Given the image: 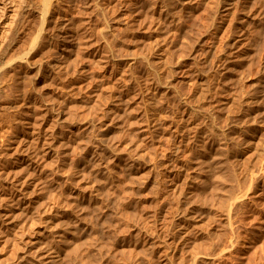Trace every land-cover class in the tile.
Masks as SVG:
<instances>
[{"label": "rangeland", "instance_id": "obj_1", "mask_svg": "<svg viewBox=\"0 0 264 264\" xmlns=\"http://www.w3.org/2000/svg\"><path fill=\"white\" fill-rule=\"evenodd\" d=\"M49 1L50 3H48L47 9L45 8V3H47L45 0H0V7L3 6L5 2L9 8L8 10L2 11L3 13H0V194L4 193L5 189L9 188V186L11 187V184L16 181L15 179L23 178L26 175L24 168L25 162L22 159L24 154L21 152L22 149L20 148L27 147L29 144H32L33 147L38 146L36 143L38 140L36 138V136L38 137L36 130H38L39 123L41 122L40 115L43 112V106L45 104H54L55 108H59V110L65 107L64 109L68 111V114H72L69 115L70 118L67 120H60L61 122L59 121V124H56L58 125L56 130H59V133H65L64 139H58L55 153L56 157L52 156L48 159H40L38 160L40 164L37 161L39 164H37L38 168L43 169L47 163L52 164V162L55 163L56 160H59L61 161H58L59 167L61 165L59 169L63 168L59 172H64L58 173V175L57 173L53 174L51 172V167H49L51 164L46 165V167L48 166L47 168L51 169L44 168L45 172L49 171L48 174L46 172L48 175L46 179L47 186L38 185L36 192L27 195L18 205L19 208L14 209L13 206L16 205V203L13 204L12 202H4V205H2L3 207L1 206L0 208L2 214L14 209L17 213L13 212L12 214V212H10L12 216L18 215L11 223L7 221V224H4L5 227L3 232L0 233V264H48L46 261L52 256L51 252H49L52 245L53 248L62 247L61 236L58 235V233L62 234L60 231V220L62 223V218H67L71 222L73 221L72 224L74 225H78V223L79 225L82 224L84 219L90 222L88 228L80 226L81 228L79 230L82 232L78 230V233L81 234H78L79 242L77 243H79V246H82V252H80V254L77 252L70 254L72 256L68 255L65 259V262H68L67 264H136L138 261V264H140V261L141 264H149V262L150 264H159L164 259L172 261L170 264H173V262L174 264H197L194 260L196 261V259L200 258L206 259L203 264H264V191H261L264 189V31H262L264 30V0H254L255 2L253 0H250L251 2L249 0V2L245 0H48V2ZM251 3H254L255 6ZM243 4H245V7ZM250 6L251 8L254 7L252 8L253 10L250 9ZM242 9L244 12L241 11ZM249 10L251 11L250 14H254V17H256L255 14H257V12L259 13V15L257 14V18L251 22L253 25L249 24V26L247 25L243 30V33L245 32L248 35L250 33L248 37L251 38L248 39H250L249 41H251L252 44L248 41V45L246 44L242 50L234 53L232 42L235 38H241L240 35L242 32L239 31L242 25L240 20L248 16ZM261 26L263 27L259 30L261 33L258 32V30H254L256 27L259 29ZM235 30L238 32H234ZM250 30H253V34ZM254 31L261 35L259 36V34L254 33ZM185 41H187V43ZM186 44L189 47L192 45L190 49ZM183 45L184 48L187 50L189 49L188 52L186 49L182 51L181 49H177L179 47L183 48ZM171 49L174 51L172 52ZM227 49H229V51ZM184 50H186V53ZM177 51L179 53L181 52V54H178ZM191 51L192 53H190ZM226 51H228V54H226ZM229 52H231L230 55ZM168 54L170 55L168 56ZM174 54L177 55L174 56ZM186 54H188V56ZM233 54L235 56L239 55L238 57L243 59L238 60V57L236 58ZM241 54L243 55L241 56ZM250 54H252V56ZM158 56H161V58ZM167 57L174 60L170 59L169 61ZM183 57L185 60H183ZM233 59L236 62H234ZM179 60L181 64L178 63ZM164 61H168V64ZM169 62H171V64H169ZM186 65H188L189 69ZM171 66V69L174 68L172 70L173 72L170 69ZM180 66H182V69ZM191 67H193V69ZM195 67H198L197 70H195ZM200 70H202V73ZM193 71L196 72L193 74ZM171 73L176 74L173 75ZM191 73L193 76L190 75ZM188 76L192 77L190 78ZM222 76L227 79V82ZM168 78L169 80H167ZM202 80H204L205 85L204 83L202 84ZM208 80L209 82L211 80V82L207 84ZM167 81H169L168 84ZM190 81H192L191 83L193 84H190ZM210 84H212V86ZM199 86L201 88L202 86L205 87L203 88L204 90L201 88L199 89ZM206 87L208 89H206ZM195 88L196 90H194ZM239 88L241 92L238 91ZM165 90H167V93ZM233 90L236 92H232ZM189 91L191 93L193 92V95L190 94ZM206 92H208V95ZM162 94L164 97H162ZM196 94L198 98H195L197 97ZM193 96L196 100L200 98L199 101H195L194 98H191ZM202 96H205L204 99ZM235 96H237L238 100ZM160 97H162V99ZM122 98H124L126 102H119L118 104V100ZM179 99L181 100V104ZM250 99H252V101ZM238 101L239 103H237ZM189 102L192 103L190 105L191 107L195 105L193 109L189 106ZM208 103H212V105ZM241 103L244 105L243 108V105L240 106ZM228 105L231 106V108ZM120 106L122 108H120ZM208 106L209 108L207 110ZM158 107L161 108L158 109ZM185 107H187L188 110H186ZM197 107L198 111H196ZM210 107L213 108L214 111ZM221 107L222 109H220ZM201 108H205V111H202ZM116 111H119L121 115H117ZM210 111L212 112L211 116L209 115ZM216 112H218V116L213 114ZM57 114L59 115V112L55 113L56 116L51 115L47 118L48 120L45 119V121L42 122V130L45 129L44 132L47 133V131L52 129L55 123H57L58 117H61V115L57 117ZM207 114L209 116L205 118ZM189 115L193 117V119L189 117ZM223 116L227 117L223 118ZM187 117L189 121L186 120ZM245 117L249 118L246 119ZM183 118L186 119L184 120ZM228 118H230L231 121L230 119L228 120ZM210 120L216 121V127L220 131H225L226 145L228 146L229 144L228 147H225L226 150L222 148V154L224 156L220 154L221 157L220 155L216 157L215 155L214 158L216 160L212 158L214 155L209 157L206 152H203V150L209 148L216 151V147H218L221 140V136H219V139L218 135L212 133L211 126H208ZM244 121L246 125L242 123ZM222 122L225 123L222 125ZM239 123L243 125L240 126ZM112 124H114L116 128L110 135L109 143L104 145L102 152L90 157L86 161L84 168L81 169L86 151L88 150L89 154L98 144H101L103 133ZM220 124L222 127L224 125L226 127H223L224 129L220 127V129L218 127ZM194 125H196V127L192 128ZM36 126L37 128H35ZM189 126L192 127L190 128ZM239 127H241V130ZM190 129L192 134L189 132ZM192 129L195 130L193 131ZM27 130L32 132V135ZM205 131L206 133L209 131V133L206 134ZM197 132L199 133L197 134ZM203 133L206 135L204 136ZM230 135H232L233 139ZM234 135L237 138L240 136L239 138L242 141L238 140L239 138H234ZM195 136L196 139L198 137L197 141ZM259 136L262 137V139L258 141ZM22 137L27 139L23 140ZM189 137L196 141V144L192 143L194 142L192 140L191 142H187L190 141V139L187 140ZM185 139L186 141H184ZM205 139L207 140L206 144H204ZM62 140H68L67 143H70L69 147L60 143ZM246 140H248V142H246ZM33 141L36 142L34 143ZM232 141L233 144L231 143ZM241 142L244 147L239 145ZM207 143H209L208 146ZM212 144L214 146H212ZM195 145L197 146L195 147ZM178 147H180L182 151ZM185 148L187 149L185 150ZM230 149H233V151ZM237 150L240 151L238 152ZM224 151L226 153H224ZM107 152H113L116 155L109 157ZM201 152L205 154L203 155ZM67 153L71 154L66 155ZM227 153L228 155H226ZM191 155H193V157ZM197 155L200 160H198L199 158ZM231 156L234 157L232 158ZM186 157L189 159L187 160ZM208 157L209 159H207ZM244 157L245 160L248 158L249 161H246L249 163L245 161L244 164ZM53 158L55 160H53ZM111 158H113V160ZM210 158H212L213 161L215 160L213 162L211 159V164L208 161ZM222 159L224 161L228 159L230 162L228 161V164H224V162H221L223 161ZM233 159L236 160V163ZM242 160L244 167H242L243 164H239L242 163ZM205 161H208V164ZM203 162L205 163L204 167ZM230 163H232L231 167H229ZM188 164L193 167L191 166V168ZM200 164H202V166ZM225 165H228L229 168L225 167ZM245 165H248L250 168ZM209 166H211V169H206V167L208 168ZM186 168L189 171H186ZM225 168H227L229 172L224 170ZM234 168L238 171H233ZM223 171H227V173L230 174L228 179V174H225ZM238 173L243 174H241V176L240 174L238 175ZM204 174L205 176H203ZM215 174L217 177L220 176L218 174L226 176L221 175V178H217ZM231 174L235 175H232L234 179H236L235 177L238 175L237 179L241 180V182L239 181V186L236 185L237 181L233 180ZM52 175H55V177H52ZM83 175L85 179H82L84 177ZM175 177L178 178L176 179ZM191 177L194 179L192 180ZM197 177L200 179L198 180ZM223 177H225L226 183L224 179L223 181L220 180ZM35 179L36 178H34V180ZM230 179L233 180V183L234 181L236 182L234 183L235 187L232 186L233 183ZM253 179L255 180L253 181ZM65 180L69 182L65 183ZM204 180L206 182H204ZM183 181L187 185L181 183ZM251 181H253V183H251ZM227 182H229L230 185ZM205 184L207 185L205 186ZM2 186L3 188L5 187L4 190ZM39 186L45 187L46 189L41 187L42 190ZM230 186H232L231 188H235V190L232 189L235 193H232L233 197L230 198L238 199V197L241 196L244 200L239 199V201H241L237 202L238 200L234 199V202H231L233 199H228L225 203L228 202L230 205L229 207L228 203L221 204L223 200L221 198L223 196L222 191H225L224 189H228L227 187ZM92 187L96 188L95 192L97 197L95 201H83L80 199L81 194L83 192H88ZM195 187L197 189H195ZM219 187L221 190L218 189ZM189 189H193L192 191L196 193L193 194ZM180 190H182L181 193H179ZM197 191L199 193H197ZM79 192L80 196H76ZM179 194L181 197L178 198ZM235 194L239 196L237 197ZM187 195L190 196L188 199ZM193 199L195 200L194 202ZM53 200L55 202H53ZM179 200H182V203ZM242 200L244 203H241L243 202ZM69 202L72 204V208L76 206V211H70L71 207L68 205ZM177 202H179V204ZM207 202L209 204H207ZM219 202L222 206L218 205ZM231 203L233 205H231ZM245 203H247L246 206ZM186 204L191 205L188 207ZM216 204L218 205V209ZM223 205L226 208L228 207V210L225 209V207L223 208ZM177 206L179 207L177 208ZM193 206L195 208H193ZM196 208H198V210ZM202 208H206L207 210H203ZM210 209L212 212H210ZM230 209L233 211L230 212ZM244 209L246 213L242 211ZM190 210L192 211L190 212ZM221 210H224L223 213ZM182 211L186 213L184 212V214ZM240 211L244 214H240ZM69 212L73 213V215ZM197 212L200 213L198 216H196L198 214ZM193 213L196 217H194ZM203 213H206V218ZM229 213H232L233 217H229ZM238 213L243 217L241 216V218ZM209 214L212 217H221L220 219L217 218L219 221L221 219L223 221L221 220L219 222L221 224H219L217 218H210L211 216L209 217ZM78 215L82 219L79 218ZM190 215L193 218L190 220L192 223H197L199 220H206L209 223L212 219L211 224L209 223L210 225H207L208 223L204 221L207 226L211 227L213 222H217L212 225V228L209 227L210 230L206 227V230L211 233L209 235L205 234L206 237L205 235L203 237L201 231H199L197 227H195V229H193L194 231L188 236L190 240H193V242H191L192 246L196 244H193L196 241L197 243L199 242L198 244H202V246L200 244L195 245V247L197 246L196 248L193 247L195 252H198L197 249L199 248L200 256L197 257L194 256V254L198 255V253H195L191 246H189L190 249L189 247L187 249L191 250L192 248V251L186 249L185 253L182 252V250L173 249L176 247L174 241L178 237L175 236L178 235L177 233L179 231L178 227H176L179 225L177 223L182 221L185 216L189 217ZM235 216H239V219H242V221L235 218ZM226 217L230 218V222ZM0 219L4 222L7 220V216H1ZM74 219L77 221L75 222ZM194 220L197 221L195 222ZM222 223H225L226 226ZM236 223L237 226H234L237 230L235 228L234 232V230L230 228H234L233 224ZM173 225H175V228ZM230 225L232 226L229 227ZM167 226L169 227L167 228ZM217 226L218 229L220 227L224 228H220L218 231ZM214 230L215 232L217 231V233L220 232L219 235L223 230V233L227 234L226 231L228 230V234H225V236L223 234L220 240L225 237V239L229 238V240L223 239L222 241L224 243L222 241L220 242L218 239L219 235L217 236V233L215 235V232H213ZM198 232H200V235ZM231 232L232 238L231 234H229ZM236 232L240 237L242 236V239L239 241L237 240L238 243L242 241L240 244L235 241L238 245L234 242V240L240 238L238 235V237H236ZM165 234L170 237H166ZM195 234L198 235L195 237ZM207 235L212 237L208 239L209 237H207ZM155 236H158V238ZM159 236H164L165 240ZM216 236L217 238H215ZM191 237L193 238L191 239ZM202 239H205L207 242L211 240V243L208 242V244L206 241L202 242ZM215 239L222 244L219 243L218 245V242L216 243V241H214ZM244 239H247V241H244ZM35 240H37L36 242H39V244L44 245L45 243V245L48 246H42L41 252L33 251L36 254L31 256L32 245L34 243L32 245L30 243L35 242ZM161 242L163 243L161 244L162 246L160 245ZM214 243L215 245H213ZM227 243L232 248H228L229 246ZM54 244H57V246H54ZM207 244L209 245L208 249L205 248ZM223 244H225L226 247ZM164 245L167 247L165 248ZM212 245L216 250L218 248V250L216 251ZM169 246L170 248L167 250ZM223 247L228 249L224 250ZM28 248L31 250L30 252H28ZM210 248H213L212 250L215 252ZM84 249H86L85 252H87V255H83ZM219 249L223 251H219ZM125 250L126 253L124 252ZM161 250H167L169 254ZM204 250L206 252L208 251L207 254ZM226 250L227 256L225 255L226 252H224ZM150 252L152 254H150V258L152 260L150 259L151 261H148ZM201 252L203 254H201ZM211 252H213L214 255ZM127 253L130 255L127 256ZM159 253L160 255L162 253L164 254L159 257ZM22 254H24L25 259ZM124 254H126L127 258L130 257L128 258L130 261L134 260V262L129 263L130 261H126L127 263H124L126 260ZM157 255L158 257H155ZM137 256L139 258H137ZM153 256L156 259L158 258L157 261L153 259ZM217 256L219 259H217ZM32 257L35 258L33 259ZM39 259H41L42 263ZM181 260L184 262H180ZM223 260L224 263L222 262ZM145 261L147 262L145 263Z\"/></svg>", "mask_w": 264, "mask_h": 264}, {"label": "bare ground", "instance_id": "obj_2", "mask_svg": "<svg viewBox=\"0 0 264 264\" xmlns=\"http://www.w3.org/2000/svg\"><path fill=\"white\" fill-rule=\"evenodd\" d=\"M241 1H242V0H241ZM245 1H248V0H245ZM249 1H250V0H249ZM249 1H248V2H249ZM253 1H254V0H253ZM45 2H47V3H45V4L47 5V7H46V5H45V8L48 9V3H50V1L48 2V0H47V1L45 0ZM250 2H251V1H250ZM254 2H255V1H254ZM241 3H242V2H241ZM258 3H259V2H258ZM239 4H240V3H239ZM251 4H253V6H255L254 3H251ZM251 4H249V5H251ZM243 5H244V7H245V4H243ZM257 6H258V5H257ZM239 7H240V6H239ZM0 8H1L0 13H3L2 11H5V10H8V9H9V8L7 7V3H5V2H4V5L1 6ZM240 8H241V7H240ZM242 8H243V7H242ZM252 8H254V7H252ZM252 8H251V6H250V9H251V10H253ZM255 8H256V7H255ZM11 9H13V8H11ZM244 10H245V8H244ZM257 10H258V9H257ZM257 10H256V11H257ZM241 11L244 12L243 9H242ZM249 11H250V10H249ZM253 12H255V11H253ZM253 12H252V13H253ZM250 13H251V11L249 12V14H248L247 17H245V18H243V19L240 20L242 26H241L239 32H242V34L240 33V34H241V35H240L241 38H235L234 41L232 42V46H234V48H233L234 53H237L239 50H242V48H243L247 43L250 42V43L252 44V42L249 41L250 39H248V38H251V37H248V36L250 35V33H249V35H248L247 33H245V32L243 33V30H244V28H246L247 25L249 26V24H252L251 22H252L255 18H257V14L259 15V13L257 12V14H255L256 17L253 16L254 14H250ZM243 14H244V13H243ZM3 15H4V14H3ZM239 15H240V14H239ZM0 16H1V15H0ZM240 16H241V15H240ZM244 16H245V15H244ZM241 17H242V16H241ZM258 18H259V16H258ZM238 20H239V19H238ZM260 21H261V20H260ZM263 21H264V20H263ZM263 21H262V22H263ZM237 23H238V22H237ZM263 23H264V22H263ZM239 24H240V23H239ZM257 24H259V23H257ZM261 24H262V23H261ZM252 25H253V24H252ZM255 25H256V22H255ZM250 26H251V25H250ZM259 26H260V25H259ZM254 27H255V26H254ZM235 28H236V26H235ZM256 28H257V27H256ZM256 28H255L254 30H258V32H260L259 30H260L261 28H263V27L261 26L259 29H258V28L256 29ZM233 29H234V28H233ZM237 29H238V28H237ZM237 29H236V30H237ZM247 29H248V27H247ZM249 29H250V27H249ZM252 29H253V27H252ZM230 30H231V28H230ZM230 30H229V32H230ZM236 30H235L234 32H238V31H236ZM238 30H239V29H238ZM6 31H7V28H6ZM6 31H5V32H6ZM245 31H246V30H245ZM250 31H251V33L253 34V32H252L253 30H250ZM262 31H264V30H262ZM232 32H233V31H232ZM232 32H231V33H232ZM258 32L254 31V33H256V34H257ZM6 33H7V32H6ZM260 33H261V32H260ZM260 33H258L259 36L261 35ZM232 34H233V33H232ZM4 35H5V34H4ZM71 35H72V34H71ZM71 35H70V36H71ZM67 36H68V35H67ZM231 36H232V35H231ZM237 36H238V35H237ZM256 36H257V35H256ZM2 37H3V36H2ZM229 37H230V36H229ZM253 37H254V35H253ZM258 38H259V37H258ZM66 39H67V37H66ZM68 39H69V38H68ZM231 39H232V37H231ZM255 39H256V38H255ZM1 40H2V39H1ZM71 40H72V39H71ZM71 40H70V41H71ZM182 40H183V39H182ZM182 40H181V41H182ZM188 41H189V40H188ZM248 41H249V42H248ZM185 42L187 43V41H185ZM191 42H192V41H191ZM188 43H189V42H188ZM228 43H229V42H228ZM228 43H227V45H228ZM181 44H184V43H181ZM251 44H249V45H251ZM179 45H180V44H179ZM190 45H191V44H190ZM247 45H248V44H247ZM186 46L189 47L187 44H186ZM186 46H185V47H186ZM191 46H192V45H191ZM191 46H190V47H191ZM230 46H231V45H230ZM230 46H229V47H230ZM232 46H231V47H232ZM176 47H177V46H176ZM181 47H182V45H181ZM190 47H189V49H190ZM250 47H251V46H250ZM250 47H249V48H250ZM226 48H227V46H226ZM246 48H247V47H246ZM251 48H252V47H251ZM251 48H250V49H251ZM177 49H181V51H182L183 49H186V48H184V45H183V48H180V47H179V48H177ZM189 49H188V50H189ZM247 49H248V48H247ZM186 50H187V49H186ZM186 50H184V52H185ZM188 50H187V52H188ZM227 50L229 51V49H227ZM171 51L173 52L174 50L171 49ZM222 51H223V50H222ZM228 51H226V54H228ZM172 52H171V53H172ZM177 52H178V51H177ZM242 52H243V51H242ZM167 53H168V52H167ZM171 53H170V54H171ZM182 53H183V52H182ZM185 53H186V52H185ZM190 53H192V51H191ZM248 53H249V52H248ZM170 54H168V56H169ZM172 54H173V53H172ZM178 54H181V52H180V53L178 52ZM188 54H189V53H188ZM188 54H186V55L188 56ZM230 54H231V52H229V55H230ZM175 55H177V54H174V56H175ZM182 55H184V54H182ZM233 55H234V54H233ZM236 55H237V54H236ZM242 55H243V54H241V56H242ZM247 55H248V54H247ZM250 55L252 56V54H250ZM171 56H172V55H171ZM184 56H185V55H184ZM195 56H196V55H195ZM234 56H235V55H234ZM238 56H239V55H237V56H235V57L237 58ZM158 57L161 58V56H158ZM177 57H178V56H177ZM189 57H190V56H189ZM192 57H193V55H192ZM246 57H247V56H246ZM183 58H184V57H183ZM244 58H245V57H244ZM248 58H250V57H248ZM251 58H252V57H251ZM157 59H158V58H157ZM165 59H166V55H165ZM168 59H169V57H167V60H168ZM170 59H172V58H170ZM170 59H169V61H170ZM230 59H231V57H230ZM237 59L239 60V59H243V58L238 57ZM162 60H163V59H162ZM172 60H174V59H172ZM175 60H176V58H175ZM183 60H185V58H184ZM233 60H234V59H233ZM248 60H249V59H248ZM155 61H157V60H155ZM160 61H161V59H160ZM181 61H182V57H181ZM229 61H230V60H229ZM246 61H247V60H246ZM251 61H252V59H251ZM158 62H159V60H158ZM164 62H165V61H164ZM166 62H167V64H168V61H166ZM166 62H165V63H166ZM194 62H195V61H194ZM234 62H236V61L234 60ZM175 63H176V61H175ZM178 63L181 64L180 60H179ZM183 63H184V62H183ZM196 63H197V62H196ZM242 63H243V62H242ZM246 63H247V62H246ZM248 63H249V62H248ZM169 64H171V62H169ZM172 64H173V63H172ZM186 64H187V63H186ZM190 64H191V63H190ZM193 64H194V63H193ZM193 64H192V65H193ZM229 64H231V63H229ZM243 64H244V63H243ZM175 65H177V64H175ZM175 65H174V66H175ZM183 65H184V64H183ZM183 65H182V66H183ZM235 65H236V64H235ZM238 65H239V64H238ZM244 65H245V64H244ZM166 66H168V65H166ZM166 66H165V67H166ZM169 66H170V65H169ZM174 66H173V67H174ZM182 66H180L181 69H182ZM186 66L188 67V65H186ZM196 66H198V65H196ZM225 66H226V65H225ZM233 66H234V65H233ZM247 66H248V65H247ZM175 67H176V66H175ZM177 67H178V66H177ZM236 67H237V66H236ZM171 68H172V66L170 67V69H171ZM191 68L193 69V67H191ZM195 68H196V67H195ZM197 68H198V67H197ZM197 68H196L195 70H197ZM223 68H225V67H223ZM166 69H167V67H166ZM173 69H174V68H173ZM173 69H171V71H172ZM175 69H176V68H175ZM177 69H178V68H177ZM183 69H186V68H183ZM188 69H189V67H188ZM226 69H228V68H226ZM229 69H230V67H229ZM229 69H228V70H229ZM231 69H232V68H231ZM190 70H191V69H190ZM190 70H187V71H190ZM243 70H244V68H243ZM169 71H170V70H169ZM175 71H176V70H175ZM178 71H179V69H178ZM200 71H201V73H202V70H200ZM224 71H225V70H224ZM236 71H237V70H236ZM166 72H167V71H166ZM172 72H173V71H172ZM191 72H192V71H191ZM194 72H196V71H193V74H194ZM188 73H189V72H188ZM232 73H233V70H232ZM168 74H169V72H168ZM168 74H167V75H168ZM171 74H173V73H171ZM171 74H170V75H171ZM175 74H176V73H174L173 75H175ZM222 74H223V72H222ZM173 75H172V76H173ZM186 75H187V73H186ZM190 75H192V73H191ZM200 75H201V74H200ZM205 75H206V74H205ZM160 76H161V75H160ZM168 76H169V75H168ZM192 76H193V75H192ZM192 76H188V77L191 78ZM197 76H198V75H197ZM202 76H203V75H202ZM225 76H226V75H225ZM230 76H231V75H230ZM243 76H244V75H243ZM243 76H242V78H243ZM204 77H205V76H204ZM222 77H223L224 79H226L224 76H222ZM163 78H164V77H163ZM169 78H170V77H169ZM169 78H168L167 80H169ZM175 78H176V77H175ZM193 78H194V77H193ZM197 78H198V77H197ZM209 78H210V77H209ZM209 78H207V79H209ZM220 78H221V77H220ZM156 79H157V77H156ZM165 79H166V77H165ZM218 79H219V78H218ZM221 79H222V78H221ZM170 80H171V78H170ZM172 80H174V79H172ZM192 80H194V79H192ZM195 80H196V79H195ZM156 81H158V80H156ZM198 81H199V80H198ZM205 81H206V79H205ZM218 81H219V80H218ZM220 81H221V80H220ZM160 82H161V81H160ZM160 82H159V83H160ZM165 82H166V80H165ZM168 82H169V81H167V84H168ZM170 82H171V81H170ZM188 82H189V81H188ZM191 82H192V81H190V84H193V83H191ZM195 82H197V81H195ZM201 82H202V84H203V83H204V80H202ZM210 82H211V80H210ZM210 82H209V80H208L207 84L210 83ZM226 82H227V79H226ZM156 83H157V82H156ZM161 83H163V82H161ZM161 83H160V84H161ZM176 83H177V82H176ZM218 83H219V82H218ZM169 84H172V83H169ZM174 84H175V82H174ZM174 84H173V86H174ZM196 84H197V83H196ZM224 84H225V82H224ZM226 84H227V83H226ZM162 85H163V84H162ZM165 85H166V84H165ZM204 85H205V83H204ZM204 85H203V86H204ZM210 85L212 86V84H210ZM218 85H219V84H218ZM156 86H157V85H156ZM168 86H169V85H168ZM190 86H191V85H190ZM192 86H193V85H192ZM194 86H195V85H194ZM203 86H202V88L199 86V89H200V88H201V89L205 88V87H203ZM158 87H159V86H158ZM196 87H197V85H196ZM220 87H221V86H220ZM156 88H157V87H156ZM163 88H164V87H163ZM169 88H170V87H169ZM173 88H174V87H173ZM175 88H176V87H175ZM208 88H209V86H208ZM208 88L206 87V89H208ZM210 88H211V87H210ZM167 89H168V88H167ZM171 89H172V88H171ZM192 89H193V87H192ZM206 89H205V90H206ZM224 89H225V88H224ZM224 89H223V90H224ZM162 90H163V89H162ZM174 90H176V89H174ZM194 90H196V88H195ZM197 90H198V89H197ZM203 90H204V89H203ZM203 90H201V91H203ZM218 90H219V89H218ZM225 90H226V89H225ZM225 90H224V91H225ZM234 90H235V89H234ZM234 90H233L232 92H234ZM155 91H158V90H155ZM169 91H170V90H169ZM190 91H191V90H190ZM190 91H189V92H190ZM201 91H200V93H201ZM206 91H207V90H206ZM210 91H211V90H210ZM236 91H237V89H236ZM236 91H235V92H236ZM238 91L241 92L240 88H239ZM238 91H237V92H238ZM165 92L167 93V90H165ZM194 92H195V91H194ZM220 92H221V91H220ZM235 92H234V93H235ZM242 92H245V91H242ZM158 93H159V92H158ZM166 93H165V94H166ZM192 93H193V92H192ZM192 93L190 92V94H192ZM200 93H199V94H200ZM203 93H204V92H203ZM206 93H207V95H208V92H206ZM206 93H205V94H206ZM209 93H210V92H209ZM238 94H240V93H238ZM241 94H242V93H241ZM246 94H247V93H246ZM249 94H250V93H249ZM162 95H163V94H162ZM192 95H193V94H192ZM200 95H201V94H200ZM200 95H199V96H200ZM209 95H210V94H209ZM250 95H251V94H250ZM118 96H119V95H118ZM118 96H117V98H118ZM196 96H197V97H195V98H198V95H197V94H196ZM205 96H206V95H205ZM205 96H204V97H205ZM238 96H239V95H238ZM243 96H244V95H243ZM243 96H242V97H243ZM119 97H120V96H119ZM162 97H164V95H163ZM162 97H160V98L162 99ZM177 97H178V96H177ZM179 97H180V96H179ZM184 97H185V96H184ZM202 97H203V96H202ZM202 97H201V98H202ZM204 97H203V99H204ZM235 97H236V99L238 100L237 96H235ZM240 97H241V96H240ZM252 97H253V96H252ZM187 98H188V97H187ZM191 98H194V96L191 97ZM195 98H194V99H195ZM206 98H207V97H206ZM208 98H209V97H208ZM119 99H120V98H119ZM161 99H160V100H161ZM182 99H185V98H182ZM194 99H193V100H194ZM199 99H200V98H199ZM199 99H197V100L199 101ZM179 100H180V99H179ZM190 100H191V99H190ZM197 100L195 99V101H197ZM209 100H210V98H209ZM234 100H235V99H234ZM250 100L252 101V99H250ZM157 101H159V100H157ZM182 101H183V100H182ZM186 101H187V100H186ZM188 101H189V100H188ZM191 101H192V100H191ZM228 101H229V100H228ZM235 101H236V100H235ZM63 102H64V101H63ZM63 102H62V104H63ZM119 102H120V103H125L126 100H125L124 98H122L121 100H118L117 103L119 104ZM159 102H160V101H159ZM161 102H162V100H161ZM192 102H193V101H192ZM205 102H206V101H205ZM156 103L158 104V102H156ZM182 103H183V102H182ZM189 103H190V104H189V106H190L192 103H191V102H189ZM223 103H224V102H223ZM237 103H239V101H238ZM60 104H61V103H60ZM115 104H116V101H115ZM180 104H181V100H180ZM185 104H186V103H185ZM194 104H195V103H194ZM204 104H205V103H204ZM208 104H209V103H208ZM210 104L212 105V103H210ZM210 104H209V105H210ZM228 104H229V103H228ZM261 104H262V103H261ZM116 105H117V104H116ZM124 105H125V104H124ZM158 105H160V104H158ZM199 105H200V104H199ZM241 105H243V104L241 103L240 106H241ZM42 106H43V105H42ZM61 106H62V105H61ZM63 106H64V105H63ZM161 106H162V105H161ZM193 106H195V105H193ZM193 106H192V107L190 106V107L193 109V108H194ZM202 106H203V104H202ZM202 106H201V107H202ZM228 106H229V105H228ZM57 107H58V106H57ZM68 107H69V106H68ZM68 107H67V108H68ZM187 107H188V106H187ZM187 107H185L186 110H188ZM212 107H214V106H212ZM223 107H224V105H223ZM229 107L231 108V106H229ZM243 107H244V105L242 106V108H243ZM64 108H65V107H64ZM64 108L61 109V110H59V108H58V109L55 108L54 104H50V105H49V104H45V105L43 106V112H42L41 115H40V116H41V122L39 123L40 125H39V127H38V130H36V131H37V134H38V137L36 136V138H37L38 140H37V142H36V141H35V142L38 144V146L33 147L32 144H31V145L29 144L27 147H21L20 149H22V151L19 150V151H21V152L24 154L23 157H22V159H23L24 162H25V166H24V168H25V174H26V175H25L23 178H17V179H15L16 181L14 180L15 182H14L13 184H11L12 186H11V187L9 186V188H6V189H5L4 193L0 194V208H1L2 205H4V204H3L4 202H9V203L12 202L13 204L16 203L17 206L14 205L13 208H14V209H15V208H19L18 205H19V204L25 199V197H26L27 195H31L32 193L34 194V192H36V190H37L36 188H37L38 185H46V186H47L46 179L48 178V175H47V174L49 173V171H48V172L46 171V172H47V174H46V172L44 171V168H47L48 166L46 167V165H49V164H51V163H47V164L45 165V167H44L43 169H41V168H38V165L40 164V162H39L38 160H40V159H41V160H44L45 158L48 159L49 157L55 156L56 148H57V143H58V139H64L65 133H64V132H60V133H59V132H58L59 130H58V131L56 130V129H57V126H58V125H56V124H59L58 122H59L60 120L65 121V120H67L68 118H70L69 115H72V114H68V111H67L66 109H64ZM69 108H71V107H69ZM120 108H122V107L120 106ZM160 108H161V107H160ZM160 108L158 107V109H160ZM185 108H184V110H185ZM188 108H189V107H188ZM205 108H206V105H205ZM205 108H204V109H205ZM208 108H209V106L207 107V110H208ZM210 108H211V107H210ZM214 108H215V107H214ZM204 109L201 108L202 111H205ZM211 109L213 110V108H211ZM211 109H210V110H211ZM220 109H222V107H221ZM220 109H219V111H220ZM240 109H241V108H240ZM244 109H245V108H244ZM244 109H243V110H244ZM115 110H116V108H115ZM215 110H216V109H215ZM241 110H242V109H241ZM119 111H120V110H119ZM119 111H116V114L120 116L121 114L119 113ZM161 111H162V110H161ZM196 111H198V107H197V110H196ZM213 111H214V110H213ZM217 111H218V110H217ZM231 111H232V110H231ZM56 112H57V113L59 112V115L57 114V117L60 116V115H61V117H58V121H57V123H55V125L52 127V129L48 130L47 133L44 132L45 129L42 130V128H43V127H42V122L45 121V119L48 120L47 118H48L49 116H51V115L54 116ZM113 112H114V110H113ZM183 112H184V111H183ZM185 112H186V111H185ZM190 112H191V111H190ZM192 112H193V111H192ZM199 112H200V111H199ZM240 112H241V111H240ZM244 112H245V111H244ZM114 113H115V112H114ZM114 113H113V114H114ZM155 113H156V112H155ZM159 113H160V112H159ZM186 113H187V112H186ZM196 113H197V112H196ZM211 113H212V112L210 111V114H209L210 116L212 115ZM217 113H218V112L213 113V114H216V116H218ZM167 114H168V113H167ZM181 114H182V113H181ZM205 114H206V113H205ZM156 115H157V114H156ZM182 115H183V114H182ZM190 115H191V113H190ZM190 115H189V117H191ZM199 115H200V114H199ZM201 115H202V113H201ZM209 115H208V114L205 115V118H206V116H209ZM55 116H56V115H55ZM168 116H170V115H168ZM219 116H220V114H219ZM228 116H229V115H228ZM238 116H239V115H238ZM240 116H242V115H240ZM194 117H195V116H194ZM199 117H200V116H199ZM201 117H202V116H201ZM221 117H222V116H221ZM224 117H225V116H223V118H224ZM226 117H227V116H226ZM226 117H225V118H226ZM191 118L193 119V117H191ZM202 118H204V117H202ZM202 118H201V119H202ZM207 118H208V117H207ZM214 118H215V117H214ZM223 118H222V119H223ZM239 118H240V117H239ZM242 118H243V117H242ZM245 118L247 119V118H249V117H245ZM250 118H251V117H250ZM181 119H182V118H181ZM183 119H184V118H183ZM185 119H186V118H185ZM185 119H184V120H185ZM194 119H195V118H194ZM196 119H197V118H196ZM199 119H200V118H199ZM209 119H210V117H209ZM219 119H220V118H219ZM229 119H230V118H228V120H229ZM186 120H188V117H187ZM190 120H191V119H190ZM214 120H215V119H214ZM214 120H210V122L208 123V126H209V127L211 126V130H212V133H213L214 135H218V137L221 136L220 144H218V147H216V151H215V150L213 151V150H211L210 148H209V149H205V148H204L205 150H203V152H206V153L208 154L209 157H210L211 155H214L212 158H214L215 155H216V157H219V156H217V155L222 154L223 149H225V147L227 146V145H226V143H227V142H226V133H225L224 130H223V131H220V130L216 127V121H214ZM217 120H218V118H217ZM225 120H227V119H225ZM225 120H224V121H225ZM232 120H233V118H232ZM243 120H244V119H243ZM243 120H242V121H243ZM188 121H189V120H188ZM195 121H196V120H195ZM195 121H193V122H195ZM198 121H200V120H198ZM202 121H203V120H202ZM205 121H206V120H205ZM208 121H209V120H208ZM218 121H219V120H218ZM222 121H223V120H222ZM230 121H231V119H230ZM233 121H234V120H233ZM239 121H240V120H239ZM60 122H61V121H60ZM203 122H204V121H203ZM225 122H226V121H225ZM225 122H222V125H223ZM246 122H247V121H246ZM189 123H190V122H189ZM218 123H219V122H218ZM230 123H231V122H230ZM232 123H234V122H232ZM242 123L244 124L245 121L242 122ZM242 123H241V125H243ZM195 124H196V123H195ZM199 124H200V123H199ZM204 124H205V123H204ZM235 124H236V123H235ZM235 124H234V125H235ZM188 125H189V124H188ZM192 125H193V124H192ZM239 125H240V123H239ZM241 125H240V126H241ZM245 125H246V123H245ZM245 125H244V126H245ZM158 126H159V125H158ZM198 126H199V125H198ZM200 126H201V125H200ZM208 126H207V127H208ZM228 126H230V125H228ZM187 127H188V126H187ZM189 127L191 128L192 126H189ZM195 127H196V125H194V127H192V128H195ZM202 127H203V126H202ZM202 127H201V128H202ZM207 127H206V128H207ZM218 127H219V128L222 127L221 124H220V126L218 125ZM223 127H226V126L224 125ZM223 127H222V129H224ZM231 127H232V126H231ZM35 128H37V126H36ZM115 128H116V127H115L114 124L110 125V126L107 128V130L103 133L101 144H100V145L98 144V145L96 146V148H94V149L92 150V152L89 153V154H88V150L86 151V155H84V162L82 163L83 166L81 167V169L84 168V165H85L86 161H87L90 157H93V156H95L96 154H98V153H100V152L103 151V149H104V145L109 143V141H110V135L113 133V131H114ZM156 128H157V127H156ZM239 128H240V130H241V127H239ZM254 128H255V127H254ZM48 129H49V128H48ZM209 129H210V128H209ZM220 129H221V128H220ZM226 129H227V128H226ZM243 129H244V127H243ZM252 129H253V128H252ZM255 129H256V128H255ZM46 130H47V128H46ZM180 130H181V129H180ZM184 130H185V129H184ZM186 130H187V129H186ZM186 130H185V131H186ZM192 130H193V129H192ZM194 130H195V129H194ZM194 130H193V131H194ZM196 130H197V129H196ZM204 130H205V129H204ZM204 130H203V131H204ZM206 130H207V129H206ZM211 130H210V131H211ZM229 130H230V129H229ZM240 130H239V132H240ZM27 131H28V130H27ZM27 131H26V132H27ZM187 131H188V130H187ZM227 131H228V129H227ZM227 131H226V132H227ZM232 131H233V130H232ZM23 132H24V131H23ZM26 132H25V133H26ZM28 132H29L30 134L32 133V132H30V131H28ZM28 132H27V133H28ZM34 132H35V131H34ZM34 132H33V133H34ZM181 132H182V131H181ZM189 132H191V129L189 130ZM199 132H200V131H199ZM199 132H197V134H198ZM201 132H202V131H201ZM244 132H246V131H244ZM248 132H249V131H248ZM251 132H253V131H251ZM251 132H250V133H251ZM29 133H28V134H29ZM155 133H157V132H155ZM183 133H184V132H183ZM205 133H206V131H205ZM208 133H209V131H208ZM208 133H206V134H208ZM240 133H241V132H240ZM246 133H247V132H246ZM250 133H249V134H250ZM254 133H255V131H254ZM157 134H158V133H157ZM180 134H181V133H180ZM185 134H186V133H185ZM191 134H192V132H191ZM194 134H195V133H194ZM206 134H205V135H206ZM213 134H212V135H213ZM230 134H231V133H230ZM237 134H238V133H237ZM243 134H245V133H243ZM262 134H263V132H262ZM262 134L260 133L261 136H262ZM31 135H32V134H31ZM33 135H34V134H33ZM186 135H187V134H186ZM188 135H190V134H188ZM199 135H201V134H199ZM203 135H204V133H203ZM205 135H204V136H205ZM227 135H228V134H227ZM251 135H253V134H251ZM27 136H28V135H27ZM29 136H30V135H29ZM191 136H192V135H191ZM204 136H203V137H204ZM207 136H208V135H207ZM228 136H229V135H228ZM230 136H231V138H232V135H230ZM32 137H33V136H32ZM181 137H182V136H181ZM187 137H188V136H187ZM187 137H186V138H187ZM199 137H200V136H199ZM201 137H202V136H201ZM235 137H236V136L234 135V138H235ZM239 137H240V136H239ZM239 137H238V138H239ZM243 137H244V136H243ZM33 138H34V137H33ZM192 138H193V137H192ZM204 138H205V137H204ZM204 138H203V139H204ZM209 138H210V136H209ZM213 138H214V137H213ZM216 138H217V137H216ZM228 138H229V137H228ZM236 138H237V137H236ZM238 138H237V139H238ZM253 138H254V137H253ZM22 139H23V140H26L27 138H25V137L23 138V137H22ZM189 139H190V141H187V142H191L192 139L189 137L187 140H189ZM195 139H196V136H195ZM207 139H208V138H207ZM219 139H220V137H219ZM219 139H218V140H219ZM232 139H233V138H232ZM242 139H243V138H242ZM261 139H262V137L259 136L258 141L261 140ZM34 140H35V138H34ZM180 140H181V139H180ZM197 140H198V137H197L196 141H197ZM229 140H231V139H229ZM229 140H228V141H229ZM238 140H240V138H239ZM238 140H237V141H238ZM244 140H245V138H244ZM244 140H243V143H244ZM250 140H251V139H250ZM31 141H32V140H31ZM181 141H182V140H181ZM184 141H186V139H185ZM192 141H194V140H192ZM196 141H194V142H192V143L196 144V143H195ZM209 141H210V140H209ZM213 141H214V140H213ZM215 141H216V140H215ZM233 141H234V140H233ZM233 141L231 142L232 144H233ZM240 141H242V140H240ZM21 142H22V141H21ZM33 142H34V141H33ZM35 142H34V143H35ZM67 142H68V140H66V141H65V140H62V142H60V143H62L63 145L69 147L70 143H67ZM206 142H207V140L205 139V143H204V144H206ZM238 142H239V141H238ZM246 142H248V140H246ZM246 142H245V144H246ZM197 143H198V142H197ZM228 143H229V142H228ZM186 144H187V143H186ZM186 144H185V145H186ZM188 144H189V143H188ZM190 144H191V143H190ZM198 144H199V143H198ZM202 144H203V143H202ZM204 144H203V145H204ZM213 144H214V142H213ZM213 144H212V146H214ZM237 144H238V143H237ZM250 144H251V142H250ZM59 145H60V144H59ZM63 145H62V146H63ZM199 145H200V144H199ZM208 145H209V143H207V146H208ZM215 145H216V144H215ZM239 145H242V142H241V144H239ZM247 145H248V143H247ZM191 146H193V145H191ZM191 146H190V147H191ZM196 146H197V145H195V147H196ZM205 146H206V145H205ZM205 146H204V147H205ZM228 146H229V144H228ZM228 146H227V147H228ZM242 146L244 147V145H242ZM249 146H250V145H249ZM185 147H186V146H185ZM187 147H188V145H187ZM193 147H194V146H193ZM198 147H199V146H198ZM233 147H234V145H233ZM237 147H238V146H237ZM178 148H180V147H178ZM207 148H208V147H207ZM222 148H223V149H222ZM186 149H187V148H185V150H186ZM192 149H193V148H192ZM196 149H197V148H196ZM198 149H200V148H198ZM213 149H214V148H213ZM242 149H243V148H242ZM57 150H58V149H57ZM180 150H181V148H180ZM225 150H226V149H225ZM227 150H229V149H227ZM230 150L233 151V149H230ZM71 151H72V150H71ZM181 151H182V150H181ZM198 151H201V150H198ZM234 151H235V150H234ZM237 151H238V150H237ZM239 151H240V150H239ZM239 151H238V152H239ZM66 152H68V151H66ZM183 152H185V151H183ZM188 152H189V151H188ZM203 152H201V153L203 154ZM228 152H229V151H228ZM195 153H196V151H195ZM224 153H226V152L224 151ZM234 153H235V152H234ZM245 153H246V152H245ZM57 154H58V152H57ZM68 154H71V153H67L66 155H68ZM185 154H186V153H185ZM191 154H192V153H191ZM204 154H205V153H204ZM204 154H203V155H204ZM229 154H230V153H229ZM240 154H241V153H240ZM243 154H244V152H243ZM58 155H59V154H58ZM89 155H90V156H89ZM107 155H109V157H112V156H114V155H116V154H114L113 152H112V153H111V152H107ZM187 155H188V154H187ZM187 155H185V156H187ZM222 155H223V154H222ZM226 155H228V153H227ZM226 155H225V156H226ZM237 155H238V154H237ZM59 156H60V155H59ZM59 156H57V157H59ZM188 156H189V155H188ZM191 156L193 157V155H191ZM191 156H190V157H191ZM199 156H200V154H199ZM223 156H224V155H223ZM55 157H56V156H55ZM194 157H195V156H194ZM197 157H198V155H197ZM197 157H195V158H197ZM201 157H202V155H201ZM204 157H205V156H204ZM209 157H208L207 159H209ZM220 157H221V155H220ZM227 157H228V156H227ZM231 157L233 158L234 156H231ZM238 157H239V156H238ZM248 157H249V156H248ZM43 158H44V159H43ZM59 158H60V157H59ZM186 158H187V160L189 159L188 157H186ZM198 158H199V157H198ZM212 158H210V160H208V161L210 162ZM228 158H229V157H228ZM242 158H243V157H242ZM20 159H21V158H20ZM56 159H57V158H56ZM62 159H63V158H62ZM111 159L113 160V158H111ZM201 159H202V158H201ZM207 159H206V160H207ZM214 159H215V158H214ZM217 159H218V158H217ZM53 160H55V159L53 158ZM63 160H64V159H63ZM187 160H186V161H187ZM198 160H200V158H199ZM198 160H197V161H198ZM203 160H204V159H203ZM215 160H216V159H215ZM215 160H214V161H215ZM220 160H221V159H220ZM222 160H223V159H222ZM233 160H234V159H233ZM243 160H244V164H245V161L248 160V158L245 160V157H244ZM243 160H242V163H239V164H243ZM37 161H38L39 164L37 163ZM58 161H59V160H58ZM58 161L56 160L55 163L52 162V164H51L52 166H51V165L49 166V167H51L52 170H51L50 168H47V169H50L51 172H52L53 174H56V173H57V175H58V173L64 172V171L59 172V171H60L61 169H63V168L59 169V168L61 167V165H60V167H59ZM190 161H191V160H190ZM208 161H207V162L205 161V162L208 164ZM212 161H213V159H212ZM214 161H213V162H214ZM228 161L230 162V160L225 159V161L223 160V161H221V162H224V164H225V163L228 164V163H229ZM234 161H235V163H236V160H234ZM248 161H249V160H248ZM248 161H246V162H248ZM41 162H43V161H41ZM59 162H61V161H59ZM63 162H64V161H63ZM195 162H196V161H195ZM199 162H200V161H199ZM218 162H219V161H218ZM232 162H233V161H232ZM237 162H238V161H237ZM193 163H194V162H193ZM203 163H204V162H203ZM203 163H202V164H203ZM215 163H216V162H215ZM219 163H220V162H219ZM248 163H249V162H248ZM37 164H38V165H37ZM44 164H45V163H44ZM44 164H43V166H44ZM62 164H63V163H62ZM64 164H65V162H64ZM189 164H191V163H189ZM189 164H188V165H189ZM202 164H200V165L202 166ZM210 164H211V162H210ZM222 164H223V163H222ZM222 164H221V165H222ZM224 164H223V165H224ZM231 164H232V163L229 164V165H230L229 167H231ZM244 164H243V166H242V165H240V166L244 167ZM197 165H198V162H197ZM234 165H235V164H234ZM236 165H237V164H236ZM41 166H42V165H41ZM186 166H187V165H186ZM189 166H190V165H189ZM191 166H192V165H191ZM191 166H190V167H191ZM204 166H205V163H204L203 167H204ZM206 166H207V165H206ZM245 166H246V167H249L248 165H245ZM192 167H193V166H192ZM192 167H191V168H192ZM210 167H211V166H209L208 168L206 167V169H211ZM225 167H228V165H225ZM229 167H228V168H229ZM233 167H234V166H233ZM235 167H236V166H235ZM237 167H238V165H237ZM246 167H245V168H246ZM24 168H23V169H24ZM187 168H189V167H187ZM187 168H186V169H187ZM198 168H200V167H198ZM245 168H244V169H245ZM249 168H250V167H249ZM186 169H185V170H186ZM201 169H203V168H201ZM231 169H232V168H231ZM231 169H230V171H231ZM240 169H241V168H240ZM242 169H243V168H242ZM246 169H247V168H246ZM69 170H70V169H69ZM203 170H204V169H203ZM224 170H227V168H225ZM186 171H189V170L187 169ZM212 171H213V170H212ZM227 171H228V170H227ZM227 171H226V172L223 171V172H224L225 174H228ZM233 171H236L235 168H234ZM237 171H238V170H237ZM237 171H236V172H237ZM239 171H241V170H239ZM243 171H244V170H243ZM248 171H249V170H248ZM67 172H68V171H67ZM205 172H206V170H205ZM210 172H211V170H210ZM228 172H229V171H228ZM241 172H242V171H241ZM244 172H246V171H244ZM224 173H223V174H224ZM234 173H235V172H234ZM251 173H252V172H251ZM263 173H264V172H263ZM178 174H179V173H178ZM211 174H213V173H211ZM239 174H240V173H238V175H239ZM241 174H243V173H241ZM241 174H240V175H241ZM246 174H247V173H246ZM50 175H51V173H50ZM215 175H216V174H215ZM218 175L221 176L222 174H218ZM232 175L235 176L234 174H231V177H233ZM238 175H236V177H235L236 179H234V177H233V180L237 181V184H236V185L239 184V181L241 182V180L237 179ZM262 175H263V174H262ZM83 176H84V175H83ZM184 176H185V175H184ZM188 176H189V175H188ZM203 176H205V174H204ZM208 176H209V175H208ZM220 176H218V177L221 178ZM222 176H226V175H222ZM229 176H230V174L227 175V179H228ZM241 176H242V175H241ZM251 176H252V175H251ZM253 176H255V175H253ZM52 177H55V175H54V176L52 175ZM178 177H180V176H178ZM178 177H175V178L177 179ZM185 177H186V176H185ZM189 177H190V176H189ZM189 177H188V178H189ZM216 177H217V175H216ZM218 177H217V178H218ZM239 177H240V176H239ZM34 178H36V179L34 180ZM191 178H192V180L194 179L193 177H191ZM195 178H196V177H195ZM197 178H198V177H197ZM202 178H203V177H202ZM224 178H225V177H223V178L220 179V180L223 181ZM253 178H254V177H253ZM67 179H68V178H67ZM82 179H85V176H84ZM199 179H200V178H198V180H199ZM203 179H204V178H203ZM203 179H202V180H203ZM209 179H210V178H209ZM209 179H208V180H209ZM241 179H242V178H241ZM251 179H252V178H251ZM255 179H256V177H255ZM255 179H253V181H254ZM68 180H69V179H68ZM70 180H71V179H70ZM183 180L185 181L184 178H183ZM186 180H187V179H186ZM192 180H191V182H192ZM202 180H201V182H202ZM218 180H219V179H218ZM233 180L230 179V181H232V183H233ZM184 181L181 182V183H184ZM194 181H196V180H194ZM225 181H226V179H224V182H225ZM230 181H229V182H230ZM235 181H234V183H236ZM253 181H251V183H253ZM47 182H48V181H47ZM66 182L68 183L69 181H66V180H65V183H66ZM70 182H72V181H70ZM191 182H190V184H191ZM196 182H197V181H196ZM201 182H200V183H201ZM204 182H206V181L204 180ZM229 182H227V183L229 184ZM208 183H209V181H208ZM220 183H221V182H220ZM225 183H226V182H225ZM230 183H231V182H230ZM232 183H231V184H232ZM234 183L232 184V186H234ZM251 183H250V184H251ZM70 184H71V183H70ZM184 184H186V183H184ZM194 184H195V183H194ZM202 184H204V183H202ZM222 184H223V183H222ZM241 184H242V183H241ZM254 184H255V183H254ZM186 185H187V184H186ZM191 185H192V184H191ZM206 185H207V184H205V186H206ZM223 185H224V184H223ZM229 185H230V184H229ZM239 185H240V184H239ZM239 185H238V186H239ZM189 186H190V185H189ZM197 186H198V185H197ZM205 186H204V187H205ZM221 186H222V185H221ZM221 186H220V187H221ZM232 186L227 187L228 189H224L225 191H222L223 196L221 195V192H220V195L222 196L221 199H223L222 202H221V204H222V203L224 204L225 201L228 200V199H229V200H232V199H233V201H231V202H234V199L238 200L237 202H240V201H241V200L239 201V199H243V197H241V196L238 195L239 197H241V198H239V197L236 195L237 193H236L235 195L238 197V199H237V198H230V197H233V194H232V193H235V191H234V192L232 191V189L235 190V188H231ZM39 187H40V186H39ZM41 187H42V186H41ZM41 187H40V188H41ZM185 187H186V186H185ZM190 187H191V186H190ZM220 187H219L218 189H220ZM222 187H223V186H222ZM222 187H221V189H222ZM225 187H226V186H225ZM225 187H224V188H225ZM234 187H235V186H234ZM255 187H257V186H255ZM2 188H3V186H2ZM4 188H5V187H4ZM4 188H3V190H4ZM42 188H45V187H42ZM42 188H41V189H42ZM183 188H184V187H183ZM188 188H189V187H188ZM198 188H199V187H198ZM200 188H201V187H200ZM45 189H46V188H45ZM193 189H194V188H193ZM193 189H192V190H193ZM195 189H197V188L195 187ZM202 189H203V188H202ZM221 189H220V190H221ZM42 190H43V189H42ZM189 190H191V189H189ZM189 190H187V191H189ZM192 190H191V191H192ZM254 190H255V189H254ZM95 191H96V188H95V187H92L88 192H85V193L83 192V193L81 194L80 199H82L83 201H86V200H89V201H92V200H93V201H95V198L97 197ZM181 191H182V190H180L179 193H181ZM261 191L263 192L264 189L261 190ZM261 191H260V192H261ZM38 192H39V191H38ZM192 192H193V191H192ZM192 192H191V193H192ZM257 192H258V191H257ZM262 192H261V193H262ZM0 193H1V192H0ZM183 193H184V192H183ZM195 193H196V192H193V194H195ZM197 193H199V192L197 191ZM218 193H219V191H218ZM186 194H187V193H186ZM186 194H185V196H186ZM189 194H190V193H189ZM231 194H232V195H231ZM240 194H241V193H240ZM256 194H257V193H256ZM190 195H191V194H190ZM197 195H198V194H197ZM197 195H195V196H197ZM243 195H244V194H243ZM76 196H80V192L77 193ZM185 196H184V197H185ZM221 196H219V197H221ZM179 197H181L180 194H179L178 198H179ZM188 197H190V196L187 195V199H188ZM193 197H194V196H193ZM234 197H235V196H234ZM54 198H55V197H54ZM195 198H196V197H195ZM199 198H200V196H199ZM199 198H198V199H199ZM213 198H214V197H213ZM55 199H56V198H55ZM185 199H186V198H185ZM196 199H197V198H196ZM221 199H220V201H221ZM243 200H244V199H243ZM243 200H242V201H243ZM179 201L181 202L182 200H179ZM189 201H190V200H189ZM191 201H192V199H191ZM194 201H195V200L193 199V202H194ZM196 201H198V200H196ZM202 201H204V200H202ZM53 202H55V201L53 200ZM57 202H58V200H57ZM187 202H188V200H187ZM245 202H246V201H245ZM59 203H60V201H59ZM65 203H66V202H65ZM177 203L179 204V202H177ZM181 203H182V202H181ZM201 203H202V202H201ZM227 203H228V202H227ZM227 203H225V204H227ZM235 203H236V201H235ZM241 203H244V201L241 202ZM247 203H248V202H247ZM247 203H245V206L247 205ZM251 203H252V202H251ZM7 204H8V203H7ZM7 204H6V205H7ZM63 204H64V202H63ZM191 204H192V202H191ZM191 204H190V205H191ZM194 204H196V203H194ZM204 204H205V202H204ZM207 204H209V203L207 202ZM221 204H220V202L218 203V205L222 206ZM236 204H237V203H236ZM68 205L71 207V208H70V211H71V212L76 211V210H75V209H76V208H75L76 206L72 208V204H70V202H69ZM186 205H188V204H186ZM186 205H185V207H186ZM190 205H188V207H189ZM216 205H217V204H216ZM218 205H217V209H218ZM228 205H229V203H228ZM231 205H233V204L231 203ZM243 205H244V204H243ZM73 206H74V205H73ZM203 206H204V205H203ZM203 206H201V207H203ZM210 206H211V205H210ZM213 206H214V205H213ZM226 206H227V205H226ZM240 206H241V204H240ZM250 206H251V205H250ZM2 207H3V206H2ZM178 207H179V206H177V208H178ZM183 207H184V206H183ZM183 207H182V208H183ZM185 207H184V208H185ZM198 207H199V206H198ZM205 207H206V206H205ZM207 207H208V206H207ZM224 207H225V206L223 205V208H224ZM229 207H230V205H229ZM231 207H233V206H231ZM238 207H239V206H238ZM180 208H181V207H180ZM190 208H191V207H190ZM190 208H188V209H190ZM193 208H195V207L193 206ZM208 208H209V207H208ZM215 208H216V206H215ZM14 209H13V210H9L7 213L4 212L5 214H4V213L2 214V212H0V217H1V216H7V220H5L4 222L0 219V233L3 232V229H4V227H5L4 224H5V223L7 224V221H8V223H11V222L13 221V219L16 218V217L18 216V215H14V217L12 216L13 212H14V213H17V212H15L16 210H14ZM68 209H69V208H68ZM188 209H186V210H188ZM196 209L198 210V208H196ZM196 209H195V210H196ZM202 209L204 210V209H206V208H202ZM211 209H213V208H211ZM211 209H210V212H212ZM225 209L228 210V207H227V208L225 207ZM232 209H233V208H232ZM242 209H243V208H242ZM250 209H251V208H250ZM186 210H185V211H186ZM206 210H207V209H206ZM230 210H231V209H230ZM180 211H181V209H180ZM185 211H184V212H185ZM191 211H192V210H190V212H191ZM193 211H194V210H193ZM199 211H200V210H199ZM199 211H198V212H199ZM208 211H209V210H208ZM223 211H224V210H221L222 213H223ZM232 211H233V210H231L230 212H232ZM237 211H238V210H237ZM237 211H235V212H237ZM242 211L245 212L246 210L244 209V210H242ZM10 212H12V214H11ZM182 212H183V211H182ZM182 212H181V213H182ZM184 212H183V213H184ZM187 212H188V211H187ZM198 212H197V213H198ZM200 212H201V211H200ZM213 212H214V211H213ZM215 212H216V211H215ZM217 212H218V210H217ZM217 212H216V213H217ZM235 212H234V213H235ZM69 213H70V212H69ZM69 213H68V215H69ZM75 213H77V212H75ZM178 213H179V211H178ZM185 213H186V212H185ZM185 213H184V214H185ZM207 213H209V212H207ZM225 213H226V210H225ZM225 213H224V214H225ZM242 213H243V212H242ZM242 213H241V211H240V214H242ZM245 213H246V212H245ZM247 213H248V212H247ZM70 214L73 215V213H70ZM184 214H183V215H184ZM191 214H192V213H191ZM199 214H200V213H198L196 216H198ZM203 214H204V213H203ZM205 214H206V213H205ZM205 214H204V216H205ZM230 214H231V216H230ZM240 214L238 213L239 216H240ZM243 214H244V213H243ZM66 215H67V214H66ZM75 215H76V214H75ZM186 215H187V214H186ZM188 215H189V214H188ZM193 215H194V213H193ZM213 215H214V214H213ZM226 215H227V214H226ZM228 215H229V217H233V216H232V213H229ZM228 215H227V216H228ZM196 216L194 215V217H196ZM204 216L202 215L203 218H204ZM208 216L210 217L211 215L209 214ZM216 216H217V214H216ZM222 216H223V215H222ZM236 216H237V215H236ZM236 216H235V218H238V219H239V216H238V217H236ZM241 216H242V215H241ZM241 216H240V217H241ZM68 217H69V216H68ZM76 217H77V215H76ZM78 217L81 218L79 215H78ZM178 217H179V216H178ZM183 217H184V216H183ZM209 217H208V221H209ZM214 217H215V216H214ZM214 217L211 216L210 218H213V219H214ZM217 217H218V216H217ZM217 217H215V218H217ZM223 217H224V216H223ZM242 217H243V216H242ZM242 217H241V218H242ZM61 218H62V217H61ZM200 218H201V217H200ZM200 218H199V219H200ZM205 218H206V216H205ZM218 218L220 219L221 217H218ZM218 218H217V220H218V223H219L222 219L219 221ZM69 219H70V218H69ZM81 219H82V218H81ZM178 219H181V218H178ZM191 219H193V218L191 217V215H190L189 217H188V216H185L184 219H183L182 221H180L179 223H177V224H179V225L176 226V227H178L179 231H178V233L176 232L178 235H176L175 237H177V236H178V237H177V238L175 239V241H174L175 244H176V247L173 248V249L182 250V252L185 253L186 249H187L189 246H191L192 248H193V247L196 248L197 246L195 247V245H200L201 243L198 244L199 242L197 243V241H196V242L193 243V244H195V243H196V244H195L194 246H192V245H191V242H193V240H190V237L188 238V236L190 235V233H192V231H194L193 229H195V227L199 228V231H201V233H202V235H203V237H204L205 234H208V235L211 234L210 232H208V230H210V228H212V225L215 224V222H216V221H215L216 219H215V220H214L215 222H213V224H212L211 227H210V226H207V225H210V224H211L212 219H211V221L209 222L210 224H209L206 220H204L205 222L208 223L207 225H206V223H205L203 220H199L197 223H192V222L190 221ZM194 219H195V218H194ZM201 219H202V218H201ZM226 219H229L228 221L230 222V218H227V217H226ZM71 220H72V219H71ZM74 220H75V219H74ZM78 220H80V219H78ZM175 220H176V219H175ZM197 220H198V219H197ZM197 220H196V221H197ZM231 220H232V219H231ZM234 220H235V219H234ZM236 220H237V219H236ZM236 220H235V221H236ZM239 220L242 221V219H239ZM243 220H244V218H243ZM76 221H77V220H75V222H76ZM176 221H177V220H176ZM194 221H195V220H194ZM196 221H195V222H196ZM222 221H223V220H222ZM237 221H238V220H237ZM78 222H79V221H78ZM80 222H81V221H80ZM231 222H233V221H231ZM72 223H73V221L71 222V221L68 220L67 218H62V223H61V220H60V224H61V226H60V227H61V230H60V231H61L62 234H59V233H58V235L61 236V240H62V241H61V240H60V241L62 242V247H61V248H60V247H58V248H57V247H56V248H53V245H52V248H51V250L49 251V252H51V255H52V256L50 255L51 257L48 258L49 260H47L46 263H48V264H67L68 262L66 263V262H65V259L68 257V255L73 254V253H76V252L80 254V252H82V250H83V249H82V246H81V245L79 246V243H77V242H79V241H78V237H79V236H78V234H79L78 232L80 231V230H79V229L81 228L80 226H82V227L84 226L85 228H86V227L88 228L89 225H90V222H89L87 219H86V220L84 219V221H82V224H80V225H79V223H78V225H76V224L74 225V224H72ZM172 223H173V222H172ZM216 223H217V222H216ZM227 223H228V222H227ZM238 223H239V222H238ZM60 224H59V225H60ZM174 224L176 225L175 222H174ZM219 224H221V223H219ZM222 224H223V223H222ZM229 224H230V223H229ZM231 224H232V223H231ZM170 225H171V224H170ZM175 225H173V227H174ZM216 225H217V224H216ZM223 225L226 226L225 223H224ZM223 225H222V226H223ZM234 225L237 226V223H236V224H233V226H234ZM6 226H7V225H6ZM219 226H220V225H219ZM227 226H228V224H227ZM231 226H232V225H230L229 227H231ZM168 227H169V226H167V228H168ZM170 227H171V226H170ZM173 227H172V228H173ZM206 227L208 228V230H206ZM209 227H210V228H209ZM214 227H215V226H214ZM214 227H213V228H214ZM172 228H171V231H172ZM174 228H175V227H174ZM220 228H222V227H220ZM220 228H219V229H220ZM223 228H224V227H223ZM223 228H222V229H223ZM235 228H236V227L234 226V228L231 227L230 229H233L234 232H235ZM5 229H6V228H5ZM169 229H170V228H169ZM178 229H177V230H178ZM217 229H218V226H217ZM217 229H216V230H217ZM219 229H218V231H219ZM225 229H226V228H225ZM78 230H79V231H78ZM81 230H82V229H81ZM84 230H85V229H84ZM236 230H237V228H236ZM168 231H169V230H168ZM175 231H176V230H175ZM211 231H212V229H211ZM230 231H231V230H230ZM238 231H239V230H238ZM238 231H237V232H238ZM80 232H82V231H80ZM206 232H207V233H206ZM213 232H215V230H214ZM221 232H222V233L220 234L221 236L219 235L220 232H219V233H217V231L215 232V235H216V233H217V236L219 235V237H220V238L218 237L219 240L221 239V237H223V234H224V236H225V234H226V233H223L224 230L221 231ZM226 232H227V234H228V230H227ZM237 232H236V233H237ZM164 233H165V232H164ZM195 233H196V232H195ZM239 233H240V231H239ZM80 234H81V233H80ZM80 234H79V235H80ZM166 234H169V233H166ZM166 234H165V235H166ZM173 234L175 235L174 232H173ZM198 234L200 235V232H198ZM198 234H195V237H196V235H198ZM227 234H226V235H227ZM229 234H231V238H232V232L229 233ZM242 234H245V233H242ZM246 234H247V232H246ZM157 235H158V233H157ZM159 235H161V234H159ZM163 235H164V234H163ZM192 235H193V234H192ZM208 235H207V237H209L208 239H210L212 236H208ZM212 235L215 236L214 234H212ZM237 235H238V233L236 234V237H238V236L240 237V235H238V236H237ZM167 236H168V238L170 237L169 235H166V237H167ZM217 236H216L215 238H217ZM228 236H229V235H228ZM233 236H234V235H233ZM244 236H245V235H244ZM155 237H156V236H155ZM159 237H160V236H159ZM161 237H162V236H161ZM161 237H160V238H161ZM166 237H165V238H166ZM193 237H194V236H193ZM193 237H191V239H192ZM197 237H198V236H197ZM201 237H202V236H201ZM205 237H206V235H205ZM229 237H230V236H229ZM59 238H60V237H59ZM156 238H158V236H157ZM162 238L164 239V236H163ZM168 238H167V239H168ZM225 238H226V237H225ZM225 238H223V239H224V240H227V239L229 240V238H227V239H225ZM233 238H234V237H233ZM245 238H246V237H245ZM79 239H80V238H79ZM167 239H166V240H167ZM205 239H206V238H205ZM205 239H204V240L202 239V240H203L202 242L208 240V239H206V240H205ZM223 239H222V240H223ZM235 239H236V238H235ZM240 239H242V236H241L239 239L234 240V242H235V241L237 242V240L239 241ZM58 240H59V239H58ZM164 240H165V239H164ZM194 240H195V239H194ZM197 240H198V239H197ZM212 240H213V239H212ZM222 240H220V242H221ZM231 240H232V239H231ZM245 240L247 241V239H244V241H245ZM36 241H37V240H35V242H32V241H31L32 243H30L31 245H32L33 243L35 244V245H34V244L32 245L33 248H32V252H31V256H34V254H36V253H34V252H41V250H42V249H41L42 246L45 245V243H44V245H42V244H39V242H36ZM167 241H168V240H167ZM172 241H173V239H172ZM214 241H216V239H215ZM200 242H201V241H200ZM206 242H207V241H206ZM208 242L211 243V240H209ZM208 242H207V243H208ZM217 242H218V240L216 241V243H217ZM220 242H218L217 244L219 245ZM222 242H223V241H222ZM226 242H228V241H226ZM234 242L232 241L233 245H234ZM236 242H235V243H236ZM241 242H242V241H241ZM241 242H240V243H241ZM41 243H42V242H41ZM59 243H60V242H59ZM169 243H170V241H169ZM223 243H224V242H223ZM228 243H230V242H228ZM228 243H227V244H228ZM237 243H238V242H237ZM237 243H236V244H237ZM240 243H238V244H240ZM243 243H244V242H243ZM243 243H242V244H243ZM77 244H78V245H77ZM158 244H159V243H158ZM161 244H163V243L161 242L160 245H161ZM167 244H168V243H167ZM171 244H172V243H171ZM208 244H209V243H208ZM208 244H207V246H205V248H207V249H208V246H209ZM217 244H216V246H217ZM220 244H222V243H220ZM225 244H226V243H225ZM225 244H223V245H225ZM230 244H231V243H230ZM238 244H237V245H238ZM154 245H155V244H154ZM154 245H153V246H154ZM169 245H170V244H169ZM173 245H174V244H173ZM203 245H204V243H203ZM205 245H206V244H205ZM213 245H215V243H214ZM213 245H212V247L214 248ZM223 245H222V246H223ZM244 245H245V244H244ZM29 246H30V245H29ZM45 246H48V245H45ZM54 246H57V244H56V245L54 244ZM60 246H61V245H60ZM153 246H152V247H153ZM156 246H157V244H156ZM161 246H162V245H161ZM170 246H171V245H170ZM170 246L167 248V250L170 248ZM201 246H202V244H201ZM228 246H229V244H228ZM50 247H51V246H50ZM164 247H165V245H164ZM166 247H167V246H166ZM166 247H165V248H166ZM173 247H174V246H173ZM198 247H199V246H198ZM210 247H211V246H210ZM225 247H226V245H225ZM235 247H236V245H235ZM235 247H234V248H235ZM155 248H156V247H155ZM165 248H164V249H165ZM192 248H191V250H188V249H187V250H188V251H192ZM194 248H193V251L195 250ZM213 248H210V249L212 250ZM221 248H222V247H221ZM221 248H220V249H221ZM223 248H224V247H223ZM228 248H232V247L229 246ZM228 248H224V250H225V249H228ZM28 249H29V248H28ZM132 249H133V248H132ZM132 249H131V250H132ZM153 249H154V248H153ZM153 249H151V250H153ZM158 249H159V248H158ZM158 249H157V251H158ZM189 249H190V247H189ZM214 249H215V248H214ZM220 249H219V251H223V250H220ZM236 249H237V248H236ZM162 250H163V249H162ZM162 250H161V251H162ZM167 250H166V251L164 250V251L167 252ZM197 250H198V252H195V251H194L195 253H198V255H197V254H194V256H196V257H197V256H200V255H199V252H200V251H199V248H198ZM197 250H196V251H197ZM215 250H216V249H215ZM217 250H218V248H217ZM217 250H216V251H217ZM26 251H27V250H26ZM30 251H31V250L29 249L28 252H30ZM33 251H34V252H33ZM85 251H86V249H84L83 255H87V252H85ZM153 251H154V250H153ZM159 251H160V249H159ZM164 251H162V252H164ZM169 251H170V250H169ZM201 251H202V250H201ZM212 251H214V250H212ZM230 251H231V250L229 249V252H230ZM28 252H27V253H28ZM124 252L126 253V250H125ZM133 252H134V251H133ZM165 252H164V253H165ZM176 252H177V251H176ZM182 252H181V253H182ZM204 252H206V251L204 250ZM207 252H208V251H207ZM207 252H206V254H207ZM214 252H215V251H214ZM224 252H226V253H225V255H226V254H227V250L224 251ZM32 253H33V254H32ZM129 253H132V252H129ZM164 253H162V254H164ZM167 253L169 254V252H167ZM171 253H172V252H171ZM211 253L214 255L213 252H211ZM211 253H210V254H211ZM218 253H219V252H218ZM220 253H221V252H220ZM230 253H231V252H230ZM232 253H233V251H232ZM28 254H29V253H28ZM38 254H39V253H38ZM81 254H82V253H81ZM133 254H134V253H133ZM150 254H151V252L149 253V259H148V261H151V260H152V259L150 258ZM153 254H154V252H153ZM162 254H161V255H162ZM173 254H175V253H173ZM179 254H180V253H179ZM182 254H183V253H182ZM201 254H203V253L201 252ZM208 254H209V253H208ZM210 254H209V255H210ZM212 254H211V255H212ZM228 254H229V253H228ZM74 255H75V254H74ZM124 255H125L124 258H126V260H125L124 263H127L128 261H130V259H128V258H130V257L127 258V256L130 255V254L127 253V256H126V254H124ZM146 255H147V253H146ZM146 255H144V256H146ZM151 255H152V254H151ZM161 255H160V253H159V257H160ZM166 255H167V254H166ZM217 255H219V254H217ZM221 255H222V254H221ZM221 255H220V256H221ZM223 255H224V254H223ZM22 256H24V254H22ZM29 256H30V255H29ZM35 256H36V255H35ZM70 256H72V255H70ZM70 256H69V257H70ZM194 256H193V257H194ZM202 256H203V255H202ZM205 256H206V255H205ZM205 256H204V257H205ZM226 256H227V255H226ZM38 257H39V256H38ZM38 257H37V258H38ZM40 257H41V255H40ZM48 257H49V256H48ZM86 257H87V256H86ZM133 257H134V256H133ZM151 257H152V256H151ZM153 257H154V256H153ZM155 257H158V255L155 256ZM155 257H154L153 259H156ZM171 257H173V256H171ZM196 257H194V258H196ZM207 257H208V255H207ZM210 257H211V256H210ZM213 257H214V256H213ZM217 257H218V256H217ZM217 257H216V258H217ZM224 257H225V256H224ZM229 257H230V256H229ZM21 258H22V257H21ZM30 258H31V257H30ZM32 258H33V257H32ZM34 258H35V257H34ZM34 258H33V259H34ZM137 258H139V257L137 256ZM147 258H148V257H147ZM164 258H165V256H164ZM214 258H215V257H214ZM225 258H226V257H225ZM24 259H25V256H24ZM33 259H32V260H33ZM127 259H128V260H127ZM135 259H136V257H135ZM150 259H151V260H150ZM157 259H158V258H157ZM157 259H156L155 261H157ZM159 259H163V258H159ZM167 259H168V258H167ZM208 259H209V258H208ZM217 259H219V257H218ZM223 259H224V258H223ZM227 259H228V258H227ZM227 259H226V260H227ZM29 260H30V259H29ZM29 260H27V261H28V262H31V261H29ZM39 260L41 261V259H39ZM169 260H170V259H169ZM171 260H172V258H171ZM193 260H194V259H193ZM205 260H206V259H204V258H200V259H196V261L194 260V262H197V264H203V263H205ZM221 260H222V259H221ZM224 260H225V259H224ZM224 260L222 261L223 263H224ZM43 261H44V260H43ZM67 261H68V260H67ZM126 261H127V262H126ZM135 261H136V260H135ZM174 261H175V260H174ZM182 261H183V260H181L180 262H182ZM207 261H208V260H207ZM214 261H215V260H214ZM214 261H213V262H214ZM37 262H38V261H37ZM131 262H134V260H133V261H130L129 263H131ZM146 262H147V261H145V263H146ZM152 262H153V261H152ZM159 262H160V261H159ZM170 262H172V261H167V260L164 259V260L161 261L159 264H170ZM183 262H184V261H183ZM209 262H210V261H209ZM209 262H207V263H209ZM220 262H221V261H220ZM226 262H227V261H226ZM31 263H32V262H31ZM35 263H36V262H35ZM41 263H42V261H41ZM138 263H139V261H138ZM138 263H136V264H138ZM153 263H156V262H153ZM157 263H158V262H157ZM215 263H216V262H215ZM218 263H219V262H218ZM32 264H33V263H32ZM134 264H135V263H134ZM140 264H141V261H140ZM142 264H144V263H142ZM149 264H150V262H149ZM173 264H174V262H173ZM178 264H179V263H178ZM181 264H182V263H181ZM194 264H196V263H194ZM209 264H210V263H209ZM213 264H214V263H213Z\"/></svg>", "mask_w": 264, "mask_h": 264}]
</instances>
